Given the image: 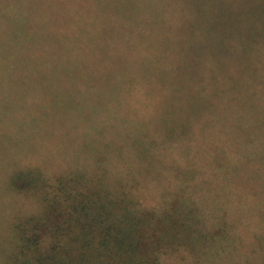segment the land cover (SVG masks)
Returning a JSON list of instances; mask_svg holds the SVG:
<instances>
[{"label":"trees","instance_id":"trees-1","mask_svg":"<svg viewBox=\"0 0 264 264\" xmlns=\"http://www.w3.org/2000/svg\"><path fill=\"white\" fill-rule=\"evenodd\" d=\"M153 63L125 52L123 0H0V137L18 118L93 137L73 153L55 132L36 143L55 166L20 148L0 167L10 189L0 264H197L219 247L227 232L207 214L205 187L264 156V111L222 107L231 84ZM95 89L110 93L98 113L113 121L106 142L107 119L92 126L81 101ZM54 96L77 111L64 114Z\"/></svg>","mask_w":264,"mask_h":264},{"label":"rangeland","instance_id":"rangeland-1","mask_svg":"<svg viewBox=\"0 0 264 264\" xmlns=\"http://www.w3.org/2000/svg\"><path fill=\"white\" fill-rule=\"evenodd\" d=\"M263 7L264 0H123V46L137 61L153 65L157 60H165L178 64L180 71L172 76L213 81L215 85L218 82L231 84L237 93L228 97L229 103L222 107L264 111ZM150 73L153 77L160 76L153 70ZM186 84L185 92L191 96V84ZM106 95H110L107 90L95 89L86 90L81 97L87 121L92 119V126L97 127L107 119V127L101 124L99 128L103 130L102 137L106 134L104 142L109 138L106 129L109 131L113 123L112 120L108 123V115L106 118L98 114L108 112ZM115 97L120 96L115 94ZM53 99L64 114L77 111L74 101L65 97L62 101L55 96ZM46 123L40 122L36 128L23 124L19 118L14 119L9 126L10 134L0 137V167L12 161L20 148L27 149L28 154L41 162L55 166L43 150L36 149L42 148L37 146L38 140L57 136L55 132L59 137L71 136L73 153L78 146L84 153L93 146L89 145L93 139L90 132L87 136V132L85 135L75 133L72 125L62 130L58 123ZM64 169L67 166L55 170ZM227 170L230 175L222 187L214 182L211 187L208 184L205 187L207 214L214 219L217 230L227 233L222 232V237L215 239L219 241V249L208 250L196 263L264 264V156L246 157L229 164ZM2 178L0 175V235L5 237L7 218L1 215V210L7 202L3 194L9 192V186ZM228 217L231 218L227 220ZM226 246V250H222Z\"/></svg>","mask_w":264,"mask_h":264}]
</instances>
